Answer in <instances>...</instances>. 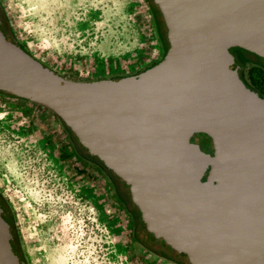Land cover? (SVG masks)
Returning <instances> with one entry per match:
<instances>
[{
    "label": "water",
    "instance_id": "95a60500",
    "mask_svg": "<svg viewBox=\"0 0 264 264\" xmlns=\"http://www.w3.org/2000/svg\"><path fill=\"white\" fill-rule=\"evenodd\" d=\"M153 1L163 56L117 79H67L0 24V93L55 115L113 174L142 228L187 264H264V96L234 58L264 68V0ZM194 134L211 144L207 162ZM0 264H25L2 204Z\"/></svg>",
    "mask_w": 264,
    "mask_h": 264
},
{
    "label": "rangeland",
    "instance_id": "374dc122",
    "mask_svg": "<svg viewBox=\"0 0 264 264\" xmlns=\"http://www.w3.org/2000/svg\"><path fill=\"white\" fill-rule=\"evenodd\" d=\"M156 4L0 0V24L20 49L67 79H114L163 56L165 40L158 42L152 22L154 17L163 34ZM246 56L245 78L254 66L264 69ZM56 118L41 106L0 94V200L24 263L140 264L141 254L153 264H187L171 253L151 254L134 245L127 210L106 177L77 159L66 138L70 131ZM189 141L207 162L208 139L194 134Z\"/></svg>",
    "mask_w": 264,
    "mask_h": 264
},
{
    "label": "flooded vegetation",
    "instance_id": "af4514ba",
    "mask_svg": "<svg viewBox=\"0 0 264 264\" xmlns=\"http://www.w3.org/2000/svg\"><path fill=\"white\" fill-rule=\"evenodd\" d=\"M241 53H243L245 55V56L243 55L244 59H242V60L239 59L240 57H242L239 52L236 53V55L234 56L235 62L240 67V70H239V73H238L239 78L241 79V81L245 84V86L248 89H250L253 92H255L259 97H263L264 94L259 92L256 89H253L252 87H250V85L247 82V78L244 77V74H243V70L245 68L244 65L246 63H248L245 60L246 57H247L246 56L247 53L246 52H241ZM252 68H256V69L260 70L261 73H264V69H262L260 67L254 66ZM252 68H250L249 70H251ZM69 144H70V142H69ZM71 146H72V149L75 152L76 156L79 157L82 160V163L85 166H90L91 167L90 164L92 162L91 161L92 158L89 157L84 151H82L81 149L76 147L73 142H72ZM205 146H206V149H207L208 153H210L211 152V144H210L209 140H208V144H206ZM116 193L121 197V199H123L125 194H123V192L119 188L117 189ZM126 201H127V199L124 197V201H123L124 206L123 207L127 210V213L129 214V217L131 218V222H132V239H133L134 245L137 246V247L142 248L143 250L145 249V250L149 251L151 254H154V252H157V251L168 252V253H171L172 255H174L175 257H178L180 260L186 262L185 258L183 256L177 255L174 252H172L167 246H165L162 242H159V241L155 240L152 237L151 234H149L148 232H146L142 228L141 223H140L139 219L137 218L136 212L134 211L133 207L130 204H126ZM0 204H1V200H0ZM137 258H138V261L140 262V264H153L151 259H149L147 257H144L141 254H139L137 256Z\"/></svg>",
    "mask_w": 264,
    "mask_h": 264
},
{
    "label": "trees",
    "instance_id": "16d2710c",
    "mask_svg": "<svg viewBox=\"0 0 264 264\" xmlns=\"http://www.w3.org/2000/svg\"><path fill=\"white\" fill-rule=\"evenodd\" d=\"M151 16H152V14H151ZM2 22H4V19H3ZM152 22H153V28H154V32H155V35L157 37V40L161 44L162 39H164V29H163V34H161L160 32H158L157 21L155 20L154 17L152 18ZM4 26L6 27V23L5 22H4ZM6 28L9 29L8 27H6ZM246 78H247V82L250 85V87H252L253 89H256L259 92L264 94V73H261L260 70H258L256 68H252L251 70L248 71ZM114 79H117V78H114ZM0 94L7 95V96L11 97L10 95L5 94V93H0ZM56 120L59 122V124H60V126L62 128L63 127L62 123L59 121L58 118H56ZM66 138L68 139L70 144H72V141H73L74 145L76 147H78L76 142L70 136H66ZM77 159L82 162V160L79 157H77ZM91 161L92 162H91L90 165L93 168L97 169L101 174H103L106 177V180H107V182L109 183V185L111 187L112 195L116 198L117 202L122 204V206H124V203H123L124 199H121V197L116 193L118 187H117V183L112 178L113 175L110 174L105 168H103V166L101 164H98L93 158L91 159ZM124 197H125V195H124ZM126 202H127V204H129L128 200Z\"/></svg>",
    "mask_w": 264,
    "mask_h": 264
}]
</instances>
